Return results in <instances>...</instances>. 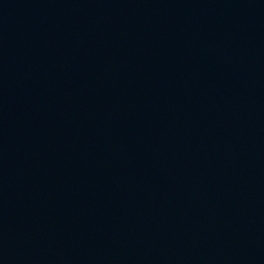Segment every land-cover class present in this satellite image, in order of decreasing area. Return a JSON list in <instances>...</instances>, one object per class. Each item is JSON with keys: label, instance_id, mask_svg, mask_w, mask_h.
Masks as SVG:
<instances>
[{"label": "water", "instance_id": "water-1", "mask_svg": "<svg viewBox=\"0 0 264 264\" xmlns=\"http://www.w3.org/2000/svg\"><path fill=\"white\" fill-rule=\"evenodd\" d=\"M0 264H264V0H0Z\"/></svg>", "mask_w": 264, "mask_h": 264}]
</instances>
